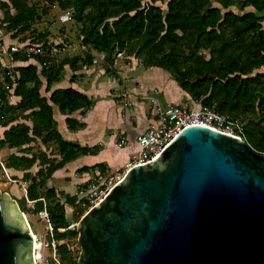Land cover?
<instances>
[{
	"label": "trees",
	"instance_id": "16d2710c",
	"mask_svg": "<svg viewBox=\"0 0 264 264\" xmlns=\"http://www.w3.org/2000/svg\"><path fill=\"white\" fill-rule=\"evenodd\" d=\"M56 2L61 9H69L79 25L80 44L87 50L81 59L65 57L56 65L50 64V58L45 60L48 50L52 53L60 43L46 40L48 33L42 32L39 35L44 39L35 42L41 43V52L12 53L14 62L20 64L13 69V75L5 67L0 70V125L6 127L0 136V148H21L35 137H41L45 142L54 140L57 144L60 159L56 162L49 163L44 154L11 153L2 164L6 171L10 168L23 170V177L27 178L28 169L39 161V177H29L31 182L26 187V199L33 202L34 212L46 209L51 237L57 242L56 253L65 259L68 246L63 239L77 238V231L69 228L65 203L73 205L76 198L65 194L63 201L53 188H42L55 170L78 155L96 154L99 146H81L64 139L53 119L52 105H56L61 113L67 114L68 129L81 127L82 123L70 114L89 107L88 97L69 86L53 89L47 98L40 94L42 86L46 92L50 91L61 79L64 64L73 71L92 64L91 49L104 52L105 72H114L110 66L118 51L122 52L120 58L123 59L139 56L143 66L158 67L169 73L191 101L237 119L241 137L253 150L264 153V0ZM0 11V29L11 32L18 44H22L16 37L18 33L29 29L41 15L29 0H0ZM6 84H13V92L19 96V100L8 107V119L1 106L8 93ZM15 110L25 112L31 125L11 123L15 119L11 116ZM89 168L83 166L79 171ZM9 177L17 179L16 176ZM71 264H77V260L73 259Z\"/></svg>",
	"mask_w": 264,
	"mask_h": 264
},
{
	"label": "water",
	"instance_id": "95a60500",
	"mask_svg": "<svg viewBox=\"0 0 264 264\" xmlns=\"http://www.w3.org/2000/svg\"><path fill=\"white\" fill-rule=\"evenodd\" d=\"M69 228L77 264H264V153L242 137L186 126ZM0 264H36L25 213L2 191Z\"/></svg>",
	"mask_w": 264,
	"mask_h": 264
},
{
	"label": "rangeland",
	"instance_id": "374dc122",
	"mask_svg": "<svg viewBox=\"0 0 264 264\" xmlns=\"http://www.w3.org/2000/svg\"><path fill=\"white\" fill-rule=\"evenodd\" d=\"M29 1L36 6L37 12L41 13L40 20L35 21L30 26L29 29L23 30L21 33H18L16 37L19 38V42L25 43L30 40V42L35 43L38 40L41 41L44 38L41 37L39 33L47 32L48 34L46 40H51V42H53L54 44L60 43V46L56 47V50L52 51V53L50 52V49L48 50L49 55L45 58V60L50 58L48 63L56 65L63 58L75 54H77L76 56H79L81 59L83 57V54H79V53H81L82 51L85 53V49H83L82 46L79 47L76 46L75 44V42L77 44L79 43L78 23L71 16L65 22H61L59 19V16L62 13H64L62 11L66 9H59L56 0H29ZM232 9L236 10L235 7H232ZM45 14L46 16H43ZM262 25L264 27V21L262 22ZM2 31H3V36L5 35L7 36L8 34L12 38L11 32L7 31L4 28H2ZM9 42L10 40H7L6 43H4L3 40H0V58L3 60L5 64L4 65L3 62L0 60V70L1 68L5 67L6 69H9L10 74L13 75L14 73L13 69L20 64L19 62H9L8 59L5 58V56L8 57L9 52L11 51L9 48L10 47ZM104 62L105 59L103 57V59L100 60L99 64L103 66ZM114 63L115 61L113 62V65L110 66V68L114 72H106V73L112 78L114 77L116 78V83H117V86L115 88L116 91L115 94H117L116 99L119 100L118 103L119 106H121V110L123 112H126V110L128 109L131 112L132 111L135 112V110L141 111L140 109L141 106H144L147 110L149 106L154 105L153 103H152L153 105L152 104L150 105L152 99V98L150 99V97L152 96H155V98L159 99L161 105H163L162 107L166 106L165 98L163 97V95L157 94L156 92H153L151 89H149L146 92L147 93L146 95L143 93H139L135 89H133L135 87V83L134 81H132L131 79L132 77H136L137 75L140 74H142V76L147 75V77L152 75L155 76L159 75V74H155L156 72H149V69L142 65L139 56H136L132 59L120 58L118 59V64L116 67H114ZM151 68H158V67H151ZM38 69L40 70V66L38 67ZM116 70L120 71V75L116 73ZM15 74L11 78L12 81H14ZM160 77L161 76H159V78ZM13 87H14L13 84L5 85V88H7L8 90L7 93L8 98H6V100L3 101L1 104L3 112H5V119H8L10 117L9 113L7 112L8 107L10 105L15 104L19 100V96L15 95L13 92ZM42 91L43 90L41 88V92ZM122 92H127L128 96L125 99H123V97L120 95ZM125 102H129V103L127 104ZM25 114H26L25 112H20L18 110H15L11 115L12 117L14 116L15 119L11 123L14 124L17 122H24L28 125H31L30 118L25 116ZM135 121L136 118L132 122L136 124ZM5 128L6 127L0 125V136L2 135V132ZM119 140L120 138L117 137V140L115 142L116 146H119L118 145ZM11 153H15L18 155L26 154L28 156H30L31 154H35V155L44 154L48 162L52 163L60 159V154L58 153L57 144L55 143L54 140L45 142L42 140L41 137H35L29 144H26L21 148H9L7 146L0 148V191L13 193L20 209L24 210L30 228L34 233L37 242L40 244L39 246V244H37L36 242V246L34 250L36 264H71V261L73 259L77 260V256L80 251V246L77 242V238L63 239V241L67 243L68 250L65 253V259L59 258L58 254L56 253L57 244L55 248H53L50 244V240L52 239V237L47 221L43 217H41L40 213H36L33 211L34 208L33 202L28 201L24 195V188L26 189L28 184L31 182L29 177L30 176H35V178L39 177V175L37 174V171L41 167L39 161L37 160L35 164H33L28 169L29 175L27 178H24L23 175L17 177L15 170L11 168L7 169V173H8L7 175L1 163L5 164ZM100 168L101 169H99V171L103 172L104 176L115 171V170H111L108 167H100ZM42 174H44V171ZM67 175L68 177L66 179L65 176ZM9 176H16L18 180H12V178H10ZM58 178L60 179V181L64 183L63 184L65 185L64 188L67 191L65 190L58 191L57 197L63 201L65 200L64 199L65 194L73 195L76 198L73 205L65 203L66 217L70 226L76 223L79 220L80 216L89 207H91V203L88 201L89 194L87 191L89 189L87 184L89 182L90 177L88 179L87 177L86 179H82V171L75 170L72 173V170L69 169L67 173H63L62 176ZM62 229L63 228H61L60 230Z\"/></svg>",
	"mask_w": 264,
	"mask_h": 264
},
{
	"label": "crops",
	"instance_id": "0c3cea01",
	"mask_svg": "<svg viewBox=\"0 0 264 264\" xmlns=\"http://www.w3.org/2000/svg\"><path fill=\"white\" fill-rule=\"evenodd\" d=\"M59 9L61 8L59 7ZM62 12L64 13L59 16V19L61 22H65L70 18L71 14L69 9L63 10ZM43 16H46V14ZM65 17L67 18L65 19ZM0 40H3L4 43H6L7 40H10V46L16 44L17 42L16 39L11 38L8 34L7 36H3L2 29H0ZM79 43L77 44L75 42L76 46H82ZM82 48L86 50L85 46H82ZM90 53L93 55L92 64L84 65L75 71H73L68 64H64L61 79L51 86L50 91L46 92L44 90V85L42 86L43 93L40 89V94L46 96L47 98L53 89L65 88L69 86L85 94L91 101V105L89 107L76 110L70 114L71 117L82 123L81 127L75 130L68 129L65 122L67 114L61 113L56 105H52L53 119L55 120L57 130L64 139L77 143L81 146H99V151L96 154L78 155L52 173V175L46 180L42 189H45V187H51L57 194L58 191L65 190V185H63L64 183L60 181L58 177L62 176L63 173H67L69 169H71L73 173L75 170L79 171V168L83 166L91 167L88 170L82 171V179H86V177L88 179L91 175L98 171L101 166L108 167L111 170L124 167V165L138 150L136 136L156 119V115L152 109L153 106H149L147 110L144 106H141V111L135 110V112H131L128 109L126 112H123L121 110V106H119V100L116 99V78L109 76L105 72L103 66L99 64L100 60L104 57V52L91 49ZM79 54L84 55V52L82 51ZM76 55L77 54L67 57L80 58ZM5 58L7 59V56H5ZM118 59H120V57L116 58L114 67L117 66ZM0 60L3 62L1 58ZM146 68L149 69V72H156L155 74L159 75L147 77V75L142 76V74H140L136 77H132L131 79L135 83V87L133 89L137 92L146 95V92L151 89L153 92L163 95L165 98V105L171 103L182 104L185 102H192L188 94L184 92L173 79H171L169 73L163 69L161 70V68ZM116 73L120 75L119 70H116ZM159 76L161 77L159 78ZM42 82L44 83V79H42ZM151 98H154L161 107L163 106L158 98H155V96L150 97V99ZM151 104L152 102H150V105ZM135 118L136 124L132 122ZM122 136L126 140L125 144L120 147L116 146L115 142L117 137L121 138ZM98 164L101 166H96ZM92 166L96 167L94 168ZM15 172L17 177H19L20 175H23L24 171L19 169L15 170ZM67 177L68 175L65 176L66 179Z\"/></svg>",
	"mask_w": 264,
	"mask_h": 264
},
{
	"label": "built area",
	"instance_id": "2783aa9c",
	"mask_svg": "<svg viewBox=\"0 0 264 264\" xmlns=\"http://www.w3.org/2000/svg\"><path fill=\"white\" fill-rule=\"evenodd\" d=\"M66 18L67 17H65V19ZM9 48L11 50L7 57L9 62H14L12 55L13 52L24 51L26 53L35 54L42 50L40 44L29 42L22 44L16 43ZM121 54L122 52L118 51L116 57H120ZM120 95L123 99L128 96L127 92H122ZM6 98H8V94ZM151 102L154 104L152 109L156 115V119L136 136L138 150L131 159L124 165V167L118 168L110 174L104 176L103 172L98 170L91 175L87 184L89 188L87 190L89 194L88 201L91 203V206L107 194L130 166L133 164H141L155 158L162 148L186 126L200 124L241 137V125L237 119L221 114L215 108L202 105L198 101L182 104L171 103L167 104L165 107L158 105L154 98L151 99ZM125 103L128 104L129 102ZM125 142L126 140L122 136L118 145L123 146ZM1 165L7 174L4 165L2 163ZM24 195L26 197L25 188ZM41 199L43 200V198ZM39 213L41 217L47 221L49 230L51 231L52 228L48 221V213L46 209L43 208ZM56 243L57 242L53 238L50 240V244L53 248H55Z\"/></svg>",
	"mask_w": 264,
	"mask_h": 264
},
{
	"label": "bare ground",
	"instance_id": "6f19581e",
	"mask_svg": "<svg viewBox=\"0 0 264 264\" xmlns=\"http://www.w3.org/2000/svg\"><path fill=\"white\" fill-rule=\"evenodd\" d=\"M33 237H34V250H35L37 240H36L34 233H33ZM37 244H39V243L37 242ZM39 246H40V244H39ZM34 257H35V252H34Z\"/></svg>",
	"mask_w": 264,
	"mask_h": 264
}]
</instances>
